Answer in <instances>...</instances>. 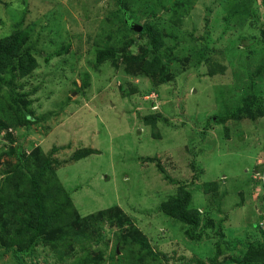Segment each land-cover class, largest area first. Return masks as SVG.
<instances>
[{
  "label": "rangeland",
  "instance_id": "1",
  "mask_svg": "<svg viewBox=\"0 0 264 264\" xmlns=\"http://www.w3.org/2000/svg\"><path fill=\"white\" fill-rule=\"evenodd\" d=\"M15 1L24 3L20 10L26 13L25 23H32L34 45L41 53L35 54L38 66L31 75L17 79L22 88L16 86L30 100L32 122L29 126L9 123L0 130V185L17 161V153L8 152L11 148L29 155L36 147L43 153L56 147L52 156L60 161H66L74 151L91 149L83 158L57 167L59 180L83 216L117 205L158 252L155 264H185L196 256L207 260L214 253L217 235L213 230L212 239L204 235L201 241L190 240L185 235L187 225L160 212V203L176 192L177 181L188 183L193 206L208 208L206 212L202 209L203 219L211 217L214 226L220 220L226 239L239 237L244 241L246 236H257L264 240L255 227L258 216L264 214V73L255 80V95L263 111L260 116L223 123L214 122V118L208 121L213 115L231 112L239 103L241 92L235 88L248 80L240 62L264 61L260 55L264 52L259 53L264 48L259 32L263 11H256L246 21L251 25L234 27L231 23L233 28L224 30L217 0H195L181 25L174 27L178 37L167 42H180L172 55L190 54L189 46L200 49L209 40L208 46L215 50L211 55L220 62H225L227 49L237 51L235 63L229 64L226 58L225 71L209 76L204 65L198 68L192 62L172 81L155 85L147 76L126 74L120 58L116 64L112 60L95 64V50L105 42L118 41L124 34L134 39L129 49L138 53L146 41L137 32L121 31L120 35L110 31L115 28V18L105 21L116 9L115 0ZM143 1L149 0H131L126 7L139 24L148 20ZM168 1L162 3L169 5ZM165 12V7L158 8L156 17L167 27ZM102 24L112 36L102 31ZM1 25L12 27L4 21ZM192 30L193 42L186 39ZM239 31L256 36L257 43L237 46ZM83 75L88 79L86 86H82ZM153 115L155 122L144 119ZM211 180H219L218 187L204 190L203 183ZM102 224L107 243L103 247L109 253L115 245V228L111 227L116 223L110 220ZM263 225L264 220L259 224L264 231ZM241 248L237 243L236 249L224 250L220 259L231 254L241 257ZM57 257L41 244L23 255V264H68L74 259ZM0 264L18 262L0 246Z\"/></svg>",
  "mask_w": 264,
  "mask_h": 264
},
{
  "label": "trees",
  "instance_id": "2",
  "mask_svg": "<svg viewBox=\"0 0 264 264\" xmlns=\"http://www.w3.org/2000/svg\"><path fill=\"white\" fill-rule=\"evenodd\" d=\"M130 1L115 0L116 9L111 12V18L105 21L115 18V28L114 30L112 28L111 32L120 35L121 31L122 33L123 31L134 33L128 27L129 20L126 17L129 16L130 19L136 20L126 8ZM194 1L169 0V5H164L162 0L141 2L144 5V10L149 11L142 12L148 15V20L142 24V30L137 32L140 36L146 37L145 43L139 46V52L134 53L129 49V45L133 44L134 39L123 34L120 40L112 43L105 42L104 46L95 50V64L110 60L116 64L120 58L126 74L147 76L155 85L172 81L178 72L187 69L189 63L192 62L194 67L199 68L204 65L209 76L223 73L227 68L226 58L229 59V64L235 63L234 54L237 51L234 52V49L231 48V51L227 49L224 52L225 57H223L225 62H220L211 55L215 50L213 46H208L209 40H205L200 49H195L192 45L189 46L190 54L182 57L174 56L171 53L180 43L179 41H174L173 45L167 44L169 40L178 37L179 31L174 27L181 25L182 18L187 13L189 14L188 11ZM132 2L135 3V0ZM23 5L24 3L19 4L15 0H0V130L6 128L9 123L14 125L19 122L29 126L32 122L30 100L26 93L17 91L16 86L22 88V84H18L17 79L31 75L32 71L37 68L35 54L41 53V51L36 50L34 45L36 39L32 37V23L29 25L25 23L26 13L20 10ZM161 7H165L166 10L167 27L156 17L157 9ZM217 8L218 14L223 15L224 30L226 27L233 28L232 25L236 27L237 24L244 27L246 21L254 16L256 11L264 13V0H217ZM73 10L75 11V8ZM134 14L136 15V13ZM45 16L47 19L50 18L47 12ZM2 21L11 23L12 27L7 29L6 25H1ZM246 25H251L250 21ZM102 31L112 36L106 27H102ZM193 31L189 32V36L186 38L191 39V42L195 41ZM259 32L264 37V21L260 25ZM257 41L256 36L242 33V31H239L236 37L237 46L242 43L256 44ZM67 47L65 46L64 49ZM250 52L255 54L256 50H250ZM263 52L264 48H260L259 53ZM260 55L264 56V54ZM48 59L49 57L46 58V60ZM236 61L240 62L238 58ZM240 63L248 80L243 86L235 88L241 92L239 103L234 110L223 116L209 117V122L212 118L217 123H223L228 119L238 121L245 117L255 119L263 113L261 104L255 95L257 92L255 80L264 73V61L252 60ZM87 83L88 79L83 75L82 86H86ZM220 93H222V89ZM144 119L155 122L156 116H145ZM224 128L227 135L228 127ZM56 150L57 148L54 147L48 153H43L36 147L29 155L21 151L16 152L14 148L8 151L9 154L17 153L15 155L17 161L0 185V246L4 248L5 252H10L18 264H23V255L31 254L41 244L54 251L59 260H64L66 256L73 257V261L68 264H148V262L155 264L158 262V252L151 248L147 237L117 205L83 216L73 204L69 192L57 176L56 168L63 162L83 158L92 150L74 151L66 161H60L52 156ZM156 166L164 173L165 177H168L159 161H156ZM193 168L195 169V167ZM198 170L201 171V168L198 167ZM170 180L176 182L175 179ZM218 182L219 180L204 182V190L216 189L219 185ZM176 183V192L160 203V212L187 225L185 235L190 240L201 241L204 235H206L205 239H212L211 230L217 235L213 242L214 253L208 256L207 260L196 256L185 264H230L233 261L237 264H264L263 239L260 240L257 236H251V238L246 236L244 241L239 237L232 240L226 239L220 220L217 222V226H214V220L211 217L206 219L202 217L201 213L203 210L206 212L207 207L200 209L191 204L192 191L188 188V183L178 181ZM110 220L116 223V227H111L115 228V245L111 252L106 253L107 243L104 241L105 234L102 223ZM263 220V216L260 215L255 224L256 229L262 235H264V231L259 224H262ZM124 224H127L128 227H121ZM237 243H240L242 247L241 257L231 254L228 258L220 259L224 250L236 249ZM117 249L124 252L119 253ZM78 251L81 254L74 256Z\"/></svg>",
  "mask_w": 264,
  "mask_h": 264
},
{
  "label": "water",
  "instance_id": "3",
  "mask_svg": "<svg viewBox=\"0 0 264 264\" xmlns=\"http://www.w3.org/2000/svg\"><path fill=\"white\" fill-rule=\"evenodd\" d=\"M130 28L134 32H140L142 30V25L132 21L130 23Z\"/></svg>",
  "mask_w": 264,
  "mask_h": 264
},
{
  "label": "clouds",
  "instance_id": "4",
  "mask_svg": "<svg viewBox=\"0 0 264 264\" xmlns=\"http://www.w3.org/2000/svg\"><path fill=\"white\" fill-rule=\"evenodd\" d=\"M127 15V14H126ZM127 18H128V20H129V24L133 21V22H136L135 20H133V19H130V17L129 16H126ZM127 18L125 19L126 20V22H127ZM137 23V22H136ZM142 25V24H141ZM258 162V161H257ZM258 163H260V162H258Z\"/></svg>",
  "mask_w": 264,
  "mask_h": 264
},
{
  "label": "built area",
  "instance_id": "5",
  "mask_svg": "<svg viewBox=\"0 0 264 264\" xmlns=\"http://www.w3.org/2000/svg\"><path fill=\"white\" fill-rule=\"evenodd\" d=\"M263 216H264V214H263Z\"/></svg>",
  "mask_w": 264,
  "mask_h": 264
}]
</instances>
